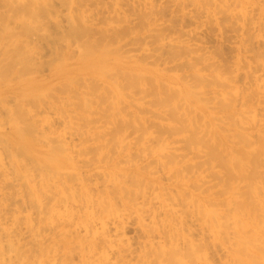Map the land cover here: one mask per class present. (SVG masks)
I'll return each mask as SVG.
<instances>
[{
  "label": "rangeland",
  "instance_id": "374dc122",
  "mask_svg": "<svg viewBox=\"0 0 264 264\" xmlns=\"http://www.w3.org/2000/svg\"><path fill=\"white\" fill-rule=\"evenodd\" d=\"M262 225L264 0H0V264H239Z\"/></svg>",
  "mask_w": 264,
  "mask_h": 264
},
{
  "label": "bare ground",
  "instance_id": "6f19581e",
  "mask_svg": "<svg viewBox=\"0 0 264 264\" xmlns=\"http://www.w3.org/2000/svg\"><path fill=\"white\" fill-rule=\"evenodd\" d=\"M237 222L242 227L246 225L248 226L247 221L241 220L240 218L237 219ZM262 229L263 230H259L262 233L258 232L257 230L253 231L249 247L243 250L238 249L237 253H235L238 257L239 264L242 262H244V264H264V225H262ZM239 242L241 243V241ZM240 245L241 244H239V246ZM242 256L245 257V259ZM248 260H250V262Z\"/></svg>",
  "mask_w": 264,
  "mask_h": 264
}]
</instances>
